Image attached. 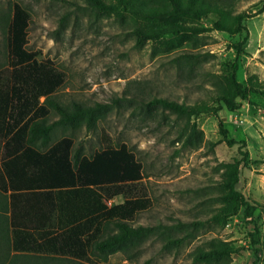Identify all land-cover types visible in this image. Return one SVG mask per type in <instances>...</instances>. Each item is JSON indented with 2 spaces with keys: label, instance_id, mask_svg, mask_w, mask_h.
Listing matches in <instances>:
<instances>
[{
  "label": "rangeland",
  "instance_id": "rangeland-1",
  "mask_svg": "<svg viewBox=\"0 0 264 264\" xmlns=\"http://www.w3.org/2000/svg\"><path fill=\"white\" fill-rule=\"evenodd\" d=\"M13 3L30 14L27 48L39 51L40 58L52 60L66 75L55 101L111 105L94 130L58 129L53 140L71 137L82 155L102 148L105 136L114 146L125 144L143 166V183L152 201L133 226H160L170 230L173 238H185L180 246H170L151 235L138 250L110 256L108 264H208L197 262L195 256L207 252L214 240L238 250L215 264H264V97L250 93L235 113L221 107L216 115H199L192 121L201 136L191 142L187 141L190 125L184 118L145 106L154 98L186 104L206 100L218 90L215 76L228 72L235 58L233 47L244 37L247 42L237 60V81L244 87L249 81L264 82V0L235 1V13L248 16L241 35L228 37L219 29L217 18L209 15L196 24L205 30L197 36L173 39L167 35L139 47L126 22L99 14L83 0H0V69L7 66L3 26L12 16ZM189 50L201 57L187 73L185 66L176 69L172 59ZM56 119L52 111L48 121ZM220 119L228 138L237 143L233 147L221 143ZM240 142L248 163L236 189L258 205V235L253 241L249 234L254 225L239 216L224 228L210 221L222 205L223 166L239 158ZM121 202L117 197L108 205ZM178 222H200L201 226L189 238L174 228Z\"/></svg>",
  "mask_w": 264,
  "mask_h": 264
},
{
  "label": "trees",
  "instance_id": "trees-1",
  "mask_svg": "<svg viewBox=\"0 0 264 264\" xmlns=\"http://www.w3.org/2000/svg\"><path fill=\"white\" fill-rule=\"evenodd\" d=\"M83 1L99 14L126 22L136 47L167 35L173 39L197 36L205 30L196 24L209 15L217 18L219 29L230 38L246 32L248 16L235 13L236 0ZM29 23V12L13 3L12 16L3 26L7 66L0 69V264H108L110 256L138 250L151 235L165 240L166 245L180 246L185 238L171 237L168 229L133 226L152 201L143 183V166L125 144L114 146L105 136L102 148L82 155L74 149L71 137L53 140L58 129L83 126L94 130L111 105H61L55 101L66 75L52 60L27 48ZM246 42L244 37L234 45L233 63L226 74L215 76L219 88L206 100L186 104L154 98L145 106H157L184 118L190 125L187 141L200 138L192 121L199 115H216L221 107L235 113L250 93L264 97V82L249 81L244 87L237 81V60ZM200 57L193 50L181 51L172 61L176 69L185 66L190 73ZM52 111L57 119L49 122ZM218 133L226 147L237 144L228 138L221 119ZM242 146L240 142L239 158L223 166L219 185L222 205L210 221L224 228L239 216L254 225L249 234L253 241L258 235V205L236 189L240 172L248 163ZM117 197L122 202L109 206ZM200 226V222H178L174 228L191 238V232ZM237 252L214 240L211 248L196 254L195 259L215 264Z\"/></svg>",
  "mask_w": 264,
  "mask_h": 264
}]
</instances>
